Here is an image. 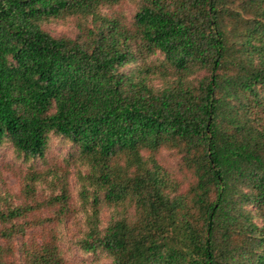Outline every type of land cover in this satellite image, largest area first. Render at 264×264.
<instances>
[{
  "label": "trees",
  "instance_id": "16d2710c",
  "mask_svg": "<svg viewBox=\"0 0 264 264\" xmlns=\"http://www.w3.org/2000/svg\"><path fill=\"white\" fill-rule=\"evenodd\" d=\"M2 148L0 264H264V0H0Z\"/></svg>",
  "mask_w": 264,
  "mask_h": 264
},
{
  "label": "rangeland",
  "instance_id": "374dc122",
  "mask_svg": "<svg viewBox=\"0 0 264 264\" xmlns=\"http://www.w3.org/2000/svg\"><path fill=\"white\" fill-rule=\"evenodd\" d=\"M45 29L53 36L71 34L73 31L72 26L65 25L59 21L46 25ZM66 152L67 148L61 147L58 141L54 140L49 150V157L64 156ZM161 161L163 165L168 167H175L176 164L175 158L169 153H163ZM19 171H21L20 164L13 159V154L7 148H2L0 150V192L1 194L10 193L14 195L17 198L14 203H20L18 197L20 195L21 184L19 177L16 175ZM70 185L73 196L75 197L77 189L73 176L70 178ZM102 218L103 221H107V211L103 212ZM74 224L75 221H69L67 225L68 231L59 240V246L69 264H87L92 258V255L82 253L75 245L78 233L74 231ZM101 261L102 264H109V261L106 259H102Z\"/></svg>",
  "mask_w": 264,
  "mask_h": 264
}]
</instances>
